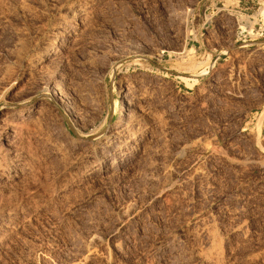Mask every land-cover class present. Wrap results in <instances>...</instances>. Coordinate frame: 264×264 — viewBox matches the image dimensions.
Instances as JSON below:
<instances>
[{
  "label": "rangeland",
  "instance_id": "rangeland-1",
  "mask_svg": "<svg viewBox=\"0 0 264 264\" xmlns=\"http://www.w3.org/2000/svg\"><path fill=\"white\" fill-rule=\"evenodd\" d=\"M79 3L92 7L87 18L74 15ZM236 12L250 17L247 33L237 32ZM260 29L263 0H0V126L22 111L44 114L22 132L20 165L0 159V264H264ZM127 86L157 95L143 116L150 146L81 183L75 174L87 176V162L58 148L76 131L100 134L101 156ZM214 148L258 165L230 166ZM196 166L201 180L192 178ZM161 187L188 193L189 208H179L177 193L156 198ZM10 209L19 215L8 218ZM200 217L212 236L188 246H205V259L181 242L178 255L169 239H187Z\"/></svg>",
  "mask_w": 264,
  "mask_h": 264
},
{
  "label": "bare ground",
  "instance_id": "bare-ground-1",
  "mask_svg": "<svg viewBox=\"0 0 264 264\" xmlns=\"http://www.w3.org/2000/svg\"><path fill=\"white\" fill-rule=\"evenodd\" d=\"M78 3V2H76ZM76 5V4H75ZM81 4L79 3V5L74 8L72 11L74 13V15L78 18H87L89 15H90V8L92 7H87L86 5H82L83 7L80 6ZM86 6V7H85ZM73 8V7H72ZM70 8V9H72ZM69 11V10H68ZM71 11V10H70ZM74 16V17H75ZM74 26H79L78 24H75ZM66 29V28H65ZM69 32V31H68ZM60 33V32H59ZM68 34V33H67ZM256 59V58H255ZM244 85V84H243ZM222 87V86H221ZM153 91V90H152ZM155 93H152L150 90H147L145 89V87H121L120 88V92H119V95L122 97V107H121V110H122V114H121V119L119 120V123H117V125L115 126V129L112 131V133L110 134V136H108L109 138L104 142V146L102 148V152H101V156H96V149L97 147L103 142V135H100V134H94L93 137H91L90 139H86L83 137V135L80 133V132H77L74 133L76 135V137H72V139L66 143V144H63L61 145L59 148H58V154L66 157V156H75V161L76 163H81V162H87V176H84V175H79L77 173V175L75 174V176L78 178V180L81 181L82 183V180H87V179H95V177H97V173L99 172L100 173V170L98 169L101 165V170L102 172H111V170L117 168L119 166V163H118V157L119 155H121V153H125V155H129V154H134V156L137 154L138 151L142 150V154H146L144 153V148L143 147H146V148H149L147 146H150L148 145L149 142H147L146 144V137L144 138V136L146 135L144 132H145V128L146 126H144L145 122L147 121H144L145 119L143 118V116L146 115V111H148V105L150 104L151 100L156 97L157 98V95L154 96ZM155 98V99H156ZM154 99V100H155ZM158 100L160 101V99L158 98ZM139 103L135 106L134 108V103L138 102ZM155 102V101H154ZM166 102V101H165ZM153 103V102H152ZM156 103V102H155ZM159 103V102H158ZM152 107L153 105L150 104ZM149 105V106H150ZM159 105V104H158ZM150 106V107H151ZM151 107V108H152ZM159 108V107H158ZM44 108H41V110H43ZM156 112V111H155ZM24 111H22L19 115H17V118L15 119H9V118H6V119H3L1 121V126H0V135L1 133L3 134H7V136L1 138L0 137V142L2 145H5L7 148H9L7 150V152H2L0 150V159L4 156H10V158L12 159V163L14 165H20L19 163L22 161V157L23 155L21 154V152L19 151V149L17 148L19 145L23 144V139H22V132L24 130L27 131V129H29L31 126L33 127L34 125H36L38 128L39 126H41L42 122H43V115L44 114H41L42 112L39 111H35V114L33 115V117H31L30 119H26L24 118ZM149 113V112H148ZM154 113V110L150 111L149 114H147V116H150V114L152 115ZM158 113V111H157ZM165 113H163L164 115ZM170 115V114H169ZM32 116V115H31ZM154 115L151 116V119ZM160 116V115H159ZM147 118V117H146ZM161 120H164L163 117H161ZM165 118V117H164ZM171 118V117H170ZM150 119V120H151ZM157 118H154L152 120H155L156 121ZM151 120V121H152ZM158 119V121H161ZM166 120V119H165ZM168 121V120H167ZM166 122V121H165ZM182 122V121H181ZM158 123H161V122H158ZM157 123V124H158ZM164 123V122H163ZM162 123V126H164ZM32 124V125H31ZM167 124V123H166ZM146 125V124H145ZM156 125V124H155ZM161 125V124H160ZM145 127V128H144ZM11 129V130H10ZM8 132H9V135H8ZM149 132V131H148ZM26 133V132H25ZM27 135V134H26ZM25 135V136H26ZM149 135V134H148ZM107 136V135H106ZM150 136V135H149ZM25 138V137H24ZM149 138V137H148ZM26 139V138H25ZM149 140V139H148ZM118 141V142H116ZM135 142V143H133ZM103 144V143H102ZM136 144H139L140 146L138 148H136V150H134V147L136 146ZM147 145V146H145ZM142 146V147H141ZM205 148V147H204ZM149 150V149H148ZM214 152L216 153L217 157L219 156L220 158H222V160L226 161L230 166H238L239 165H248V164H254L258 161H254L250 158H243L241 160H238L237 158H234V157H229V155L227 156L224 152H222V150H219L217 148H214ZM149 152V151H148ZM151 152V151H150ZM140 153V152H139ZM180 154V153H179ZM178 154V155H179ZM149 155V154H148ZM144 156V155H143ZM248 156V155H247ZM67 158V157H66ZM112 158L111 162L108 164V160ZM145 157H143L144 159ZM180 159H183L185 158L184 157V153L181 152V154L179 155ZM177 158V159H178ZM179 159V160H180ZM148 161V160H147ZM259 161H262V162H259V165L258 167H261L262 170H264V160H259ZM147 164V163H146ZM27 164H24V167L26 168V170H28V168L26 167ZM82 165V164H81ZM146 166V165H145ZM85 167V166H84ZM170 167V166H169ZM25 168L23 170H25ZM236 168V167H235ZM166 170V169H165ZM170 170V168H169ZM85 171V170H84ZM203 170H201L202 172ZM114 172V171H113ZM166 172V171H165ZM171 172V171H170ZM169 172V173H170ZM200 172V167H197L195 169H193V175H192V178L193 179H196L198 178V180H201L199 179L201 176H203ZM19 175L21 174L20 171L17 172ZM84 173V172H83ZM140 173V172H139ZM209 174V173H208ZM0 175H2V173L0 172ZM23 175V174H22ZM165 175V174H164ZM73 177V176H72ZM206 177V176H205ZM75 177H73V180H74ZM153 178V177H152ZM155 178V177H154ZM186 178L188 179L189 177H185L184 180H186ZM72 179V178H71ZM76 179V178H75ZM159 181V180H158ZM192 181V180H191ZM197 181V180H196ZM195 181V182H196ZM198 182V181H197ZM200 182V181H199ZM207 182V180H206ZM216 182V181H215ZM77 183V182H76ZM186 183V182H185ZM188 183V182H187ZM194 183V182H193ZM211 183V182H210ZM210 183L208 186H210ZM164 185V184H163ZM181 185H179L180 187ZM187 186V185H186ZM215 186V185H213ZM173 187V186H172ZM184 187V186H183ZM202 187V186H201ZM205 187V186H204ZM211 187V186H210ZM200 188V187H199ZM172 189V188H170ZM174 189V188H173ZM180 189V188H179ZM178 189V190H179ZM182 189V188H181ZM185 189V188H184ZM191 189V188H190ZM205 189V188H203ZM214 189V188H213ZM187 190V189H186ZM185 191V190H184ZM155 192V191H154ZM201 192H203L201 190ZM210 192V191H209ZM16 193V192H15ZM15 193H12L15 195L19 194H15ZM21 193V192H20ZM175 193V195L173 194ZM176 193L179 195V199L181 198L180 202H181V206L179 208H183L185 205H187L189 202H192V199L188 196V193L185 194V192H183L182 190H179V191H171V190H167L165 188H162L160 190H158L156 192V198H160L161 200L163 201H166V202H169L171 194L173 196H176ZM192 193V192H191ZM195 193V192H194ZM199 193V192H198ZM204 193V192H203ZM197 194V193H196ZM194 194H192L191 196H193ZM13 196V198H14ZM155 196V195H154ZM16 197V196H15ZM22 197L24 196H20V200H22ZM206 197V196H205ZM196 198V197H195ZM18 198L14 199L15 201H17ZM155 199V198H154ZM173 199H175L173 197ZM194 199V198H193ZM14 200H11L13 202H15ZM158 200V199H157ZM156 200V201H157ZM178 200V199H177ZM195 200V199H194ZM197 200V199H196ZM195 200V201H196ZM171 201V200H170ZM19 202V201H18ZM21 202V201H20ZM162 202V201H161ZM177 202V201H176ZM179 202V200H178ZM194 202V201H193ZM197 202V201H196ZM200 202V201H199ZM9 203V204H11ZM165 203V202H163ZM195 203V202H194ZM198 203V202H197ZM166 204V203H165ZM180 204V203H178ZM190 204V203H189ZM21 205V204H20ZM194 205V204H193ZM196 205V204H195ZM237 203H233L231 206H236ZM12 206V204H11ZM22 206V205H21ZM16 208V207H14ZM18 208V207H17ZM22 208V207H21ZM187 208V206H186ZM184 208V209H186ZM189 208V207H188ZM187 208V209H188ZM179 209V210H181ZM182 209V211L184 210ZM17 209H10L6 216H8V218L10 217H13V215H15L17 212H16ZM19 210V209H18ZM22 210V209H21ZM20 210V212H21ZM231 210V208H227L226 211H229ZM200 211V210H199ZM129 212V211H128ZM18 214V213H17ZM21 214V213H20ZM126 213L124 212V215ZM128 214V213H127ZM126 214V215H127ZM3 215V214H2ZM19 215V214H18ZM123 217V216H122ZM125 217V216H124ZM186 217V216H185ZM4 218V217H3ZM6 218V217H5ZM190 218V217H189ZM201 218V217H200ZM203 220H199V223H198V226H197V230L195 228V232L193 231V233L189 232V234H187V231L186 233L184 232V234L188 236V238L186 239V237H180L178 235H175L173 237V240L170 242V239H169V247L171 249L174 250L175 253H177L178 255L181 254L180 252V249L177 248V243L178 242H181V244L183 243L185 249L184 251H186L187 253H189L190 255L196 257L197 258H203L205 259V256H204V253H205V246L201 247V248H193L191 249L188 245H190V241L191 240H196L198 239H204L205 237H207L206 235H210L211 233V225L209 223H206V221H204V217H202ZM201 218V219H202ZM7 219V218H6ZM5 219V220H6ZM187 219V218H186ZM185 219V220H186ZM11 220V219H9ZM1 221V220H0ZM200 221L203 223V226L200 225L202 223H200ZM204 221V222H203ZM185 222V221H184ZM186 223V222H185ZM197 225V224H196ZM200 225V226H199ZM176 226V225H175ZM195 226V225H194ZM215 227V226H214ZM171 228V227H170ZM213 228V227H212ZM215 229V228H214ZM184 231V230H183ZM191 231V230H190ZM215 231V230H214ZM173 232H174V229H173ZM172 233V232H171ZM169 234V233H168ZM176 234V233H175ZM167 235V234H166ZM174 235V234H173ZM168 236V235H167ZM170 236V235H169ZM212 236V235H210ZM209 238H212L210 237ZM208 238V239H209ZM172 239V238H171ZM213 239V238H212ZM214 240V239H213ZM201 241V240H200ZM203 241V240H202ZM201 241V242H202ZM197 242V241H196ZM200 242V243H201ZM192 243V242H191ZM199 245H202L200 244ZM211 243H214L213 241L211 242L210 240V245ZM195 244V243H194ZM209 244V242H208ZM207 244V245H208ZM155 246V245H154ZM166 246V245H165ZM188 246V247H187ZM193 246V244H192ZM152 247V245H151ZM199 247V246H198ZM191 249V250H188ZM158 249V248H156ZM169 249V248H168ZM179 249V250H178ZM148 250V249H147ZM171 250V251H173ZM160 251V249H159ZM183 251V252H184ZM184 254V253H183ZM186 254V253H185ZM188 254V256H189ZM177 256V255H176ZM190 257V256H189ZM185 259V258H184ZM194 259V258H192ZM202 260V259H201ZM171 262V261H170ZM197 262V260H196ZM201 262V261H200Z\"/></svg>",
  "mask_w": 264,
  "mask_h": 264
},
{
  "label": "built area",
  "instance_id": "built-area-1",
  "mask_svg": "<svg viewBox=\"0 0 264 264\" xmlns=\"http://www.w3.org/2000/svg\"><path fill=\"white\" fill-rule=\"evenodd\" d=\"M231 16H233V18L237 24V28H236L237 32L240 31V33H247V29L250 28V17L247 18V21H244V20H242L243 16L241 14H239L238 12H236L235 14H231ZM208 24L209 23H206V25H208ZM263 31L264 30L260 29L259 30L260 33L259 32L257 33V35L260 36L261 38L264 36Z\"/></svg>",
  "mask_w": 264,
  "mask_h": 264
}]
</instances>
